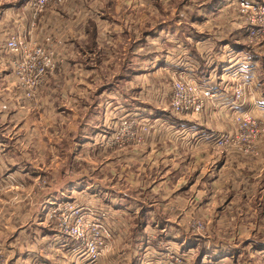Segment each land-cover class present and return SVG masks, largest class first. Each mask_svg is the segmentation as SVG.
Listing matches in <instances>:
<instances>
[{
	"label": "rangeland",
	"instance_id": "obj_1",
	"mask_svg": "<svg viewBox=\"0 0 264 264\" xmlns=\"http://www.w3.org/2000/svg\"><path fill=\"white\" fill-rule=\"evenodd\" d=\"M64 1L53 9L64 21L70 57L46 68L40 81L5 69L12 58L4 42L1 48L0 79L10 83L1 82L0 90L12 99L0 104V264H197L202 254L201 264H264V40L246 34L239 4ZM90 9L107 15L95 17L99 41L91 36L79 53L74 43L82 40L84 21L74 14ZM44 38L57 61L56 36ZM231 44L257 52V90L234 87L231 77L249 68L235 62ZM205 47L219 52L212 51L215 59L204 58ZM177 83L210 88L215 97L187 95L178 111ZM239 86L244 94L237 99ZM154 140L156 162L137 159ZM79 184L83 189L70 193ZM44 191L69 192L47 209ZM155 210L169 228L155 227ZM30 217L41 227L37 239L21 229ZM139 218L146 228L137 239L131 228ZM46 219L55 226L45 230ZM48 230L59 240H43Z\"/></svg>",
	"mask_w": 264,
	"mask_h": 264
},
{
	"label": "crops",
	"instance_id": "obj_2",
	"mask_svg": "<svg viewBox=\"0 0 264 264\" xmlns=\"http://www.w3.org/2000/svg\"><path fill=\"white\" fill-rule=\"evenodd\" d=\"M31 1L32 0H0V62H1V59H2V51H1L2 44H3V42H4V44L6 43L9 35L18 34V32L27 33L28 31H29V33L31 32V34L29 35V38L32 41H36L38 43H44V41H45L44 37H46V36H51V35L52 36H56V42H57V44H56L57 48L56 49H57L58 53L60 54L59 57L57 55V61L59 63L60 57H61V59L63 61L67 60L68 57H70V56L69 55H65L66 51H67V49H66L67 48L66 39H65V35H64V37L61 35V34H63L61 28H62V26H64L62 24L64 21L63 20L61 22L59 21V19L62 16L57 11L58 7L60 5H57L58 7H54L55 5L48 7L43 13H41L38 16L37 19H35L34 11H33V8L31 7ZM79 1H82V0H79ZM88 1L91 2V3H97V2L102 3V0L101 1H98V0H83V3H87ZM103 1L107 2V0H103ZM109 1H112V0H109ZM147 1H149V0H120L119 2L123 3V4H127V5L131 4V3L140 5V4L146 3ZM226 1H228V0H226ZM236 1L237 0H235L231 4V6H234V5L238 4V2H236ZM153 2L157 3V0H153ZM64 3H65V1H64ZM53 8H57V10L53 9ZM78 12H79V15L78 14H74V15H77V16L81 17V21H80L81 23L84 21L83 22V26L81 28V33H80V36H81L82 40L80 42H75L74 44H75L76 48L78 49V52L82 53L83 51L80 49L81 47H79V46H81L85 42H87L88 39L91 38V36H94L96 38V42L99 41L97 37H99V35H100V33H99L100 30H99V27H97V25L94 22L96 20L95 17L100 18L101 16L107 15V13H106V11L97 12L95 9H90L87 13H85L83 11H78ZM44 18H46V21H44ZM53 20H56L57 22L54 21L52 23ZM86 23H90V25L93 26V35H92L91 30H90V27L85 28ZM34 24H35V26L33 27L32 25H34ZM3 29H5L6 33L9 31V33H7V37H6V39L4 41L2 40V30ZM53 30H55L58 34H52ZM42 31H43V33H41ZM244 33H245V29H244ZM236 40H237L236 42H239L238 39H236ZM234 43L235 42H233L232 44H234ZM232 44H231V46H232L233 50H231L230 52L235 53V57H234L235 58V62L243 60V61H245L246 66L249 68L248 71H247L249 73L248 75L244 74L242 77H237V78L235 77L236 75L231 77V79L233 80V84H235L234 87H236L237 84H240V85L249 84V85H251V87L249 88L248 91L257 90V85L256 84H257V82L259 83V79H258V76L256 74L257 61L254 60V59L257 58V55H256L257 52L253 51L251 49L245 50V48L242 49L241 47H237V46L232 45ZM188 45H189V42H188ZM75 46L69 47L68 48L69 51H71V48H73V50H74ZM225 47H227V45ZM213 50L216 51L214 49V47H213ZM213 50H211L209 48L207 49V47H205L204 48V54H206L207 56L204 57V58L209 59L211 57H214V59H215L216 56H214L215 54H213V52H212ZM235 50H237L238 52H236ZM137 52L138 51L136 49L133 50L134 54H137ZM73 53H74V51H73ZM217 53H219V52H217ZM5 54L9 55L12 58L11 60L8 59L7 65H5V69H7V68L11 69L12 66H13L15 58H13L12 55L7 54V52ZM61 54H63V55H61ZM124 56H125V58H123V63L126 62L127 64H129L130 63V61H129L130 56L128 55V52H127V55H124ZM201 62H204V61H201ZM211 62H213V60H211ZM93 65H95V62L93 63ZM79 66L83 67V68L87 67L86 65L83 66L81 64H79ZM205 66L206 65L204 63L203 67L206 68ZM0 74H1V71H0ZM6 80H7V82H6ZM9 80H10V78H8V77H6L4 79L2 78V79H0V84H1V82L2 83L3 82L10 83ZM221 84H223V82H221ZM0 89H1V86H0ZM5 89H7V88H5ZM10 95H11V93H8V92H3L2 93V91L0 90V104H1V101H2L1 98L12 99V97H10ZM47 115L49 117H51L49 113ZM55 126H56V132L58 133L59 129H58L57 124H55ZM51 129L52 128L47 129V130L51 131ZM153 143H154V145H153V147L151 149L145 148L143 151H141V153H138V156L136 158L139 159V158H142L141 156H143L144 163H148L152 159H154L153 160L154 162L152 161V163H155L156 159H157V142L154 140ZM0 147H1V145H0ZM146 150H148V152H145ZM11 162H13L14 164H18V163L21 162V160L17 159V161H16L15 159H11ZM16 167H17V169H19V165H17ZM214 174H216V172ZM217 181H218V178L215 177L213 179V181L210 183V186H212V188H213L212 191H215V187H213V183L217 184ZM78 186L79 187H77L75 185L74 189H72V191H70V193H75L76 194V193H78L77 190L83 189L82 187H80L81 186L80 184ZM185 186L187 188H192V186L194 187L193 183L188 185V180H187V183L185 184ZM152 189L157 191V178H155L153 180ZM140 190H143V189H140ZM143 191H146V189L143 190ZM159 191H161V188L159 189ZM208 191H210V190H208ZM16 192H14V193H16ZM44 192L45 193H43V195H41V197L43 198V202L44 203H50L49 204L50 206H47L48 207L47 209H49V208H51V206H55L56 202H59L60 200L64 199L62 197V195L67 193V192H69V191H44ZM85 192H87V191H80V193H85ZM103 192H105V191H103ZM13 200H14V198H13ZM11 204H12V206L13 205H18V207H20V204H17V203H14V202H12ZM141 211L145 212V213L146 212H149V213L151 212V210L147 209V207H145V206L142 207ZM154 217L156 218L155 227H157V228L158 227L159 228L160 227H164V228H169L170 227V226H168V224H166L165 221H164L163 224H160L159 222H157V211L155 212ZM142 221H143V219L139 218L138 221L136 222V226L131 228V231L134 232L135 238H137V239H138L139 233H142L141 227L146 228L145 226H142ZM43 222L44 223H42L41 225H44L43 228L45 230L48 229V228H51L52 226H55V225L51 224L47 219L43 220ZM45 226H47V227H45ZM37 228H41V227H40V225H38V223H36V221L32 217H30L29 222H27L26 224H23V226H21V229H24L25 231L29 232L31 240L32 239H37V237H36V233L38 232L36 230ZM57 233L58 232L53 233L52 231L48 230V231H43L41 236H42V239L44 240V238H46V237L49 238L51 235H53V237H55V235ZM57 236L58 235H56L55 239L53 240V243L55 241L59 240V237H57ZM15 237H17V235H15ZM185 241L183 240L182 242H185ZM33 243L31 244V247L34 246ZM187 250H189V246L188 245H187V247H184V249H183V253H184L185 257H188V254H189V252H187ZM205 255H207V254H202V255H200L198 257L197 264H201V263L204 262L202 259L205 257ZM36 258H38V256H36Z\"/></svg>",
	"mask_w": 264,
	"mask_h": 264
},
{
	"label": "built area",
	"instance_id": "obj_3",
	"mask_svg": "<svg viewBox=\"0 0 264 264\" xmlns=\"http://www.w3.org/2000/svg\"><path fill=\"white\" fill-rule=\"evenodd\" d=\"M64 0H32L31 7L34 11V17L37 18L41 13H43L51 5H62ZM240 12L247 19V29L246 34L253 40L263 39L264 40V6L259 3H249L245 0L239 1ZM33 27L35 26L32 25ZM50 38H45L44 43H38L32 41L28 36L21 34L10 35L5 43L6 51L8 54L15 57L13 63L14 74L17 77H21L23 80L28 81L34 79L35 81H40L45 75L46 68L54 67V64L58 63L54 60L55 50H53L49 43ZM17 58V59H16ZM56 62V63H55ZM176 94L174 107L176 110H180L182 103L181 99L187 95H195L199 92L206 99H213L214 92L210 88H204L197 91L196 88L185 85L183 83L176 84ZM243 90L239 86L236 90L237 99L243 97ZM30 97V93H27ZM202 102L197 103L196 111H200L202 107ZM218 143H223L219 141ZM218 146H222L219 144ZM93 258L99 256L98 245H92L90 247Z\"/></svg>",
	"mask_w": 264,
	"mask_h": 264
}]
</instances>
